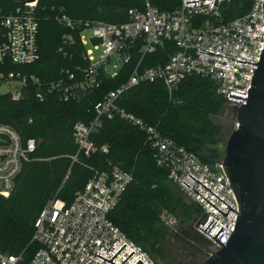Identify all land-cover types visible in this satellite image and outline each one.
Listing matches in <instances>:
<instances>
[{
  "label": "built area",
  "instance_id": "2783aa9c",
  "mask_svg": "<svg viewBox=\"0 0 264 264\" xmlns=\"http://www.w3.org/2000/svg\"><path fill=\"white\" fill-rule=\"evenodd\" d=\"M153 1L158 0H144L142 9H130L127 22L123 24L75 21L59 9L56 21L79 32L85 65L79 67L77 76L67 70L60 78L46 83L36 75L15 70L40 59L36 17L39 0L19 4L8 11L0 8V88L5 87L4 94H10L15 100L20 99L27 89L36 88L35 97L40 102L45 100L46 93L56 94L64 102L80 101L96 91L104 78L115 79L127 65H132L128 79L95 106L96 118L89 124L79 122L75 125L74 138L79 153L90 156L97 152L92 135L101 127L103 118L120 116L138 127L145 132L148 143L155 150L157 165L167 169L169 179L201 209L200 216L193 221L195 230L210 242L214 250H219L220 244L200 228L206 230L212 220L216 221L211 234L216 237L223 228L218 239L227 244L235 232L239 214L230 211L191 175L240 213L223 169V160L214 167L204 164L194 153L177 146L156 128L119 108L117 101L124 92L142 83L162 82L172 91L185 78L200 76L216 81L217 94L229 107L245 105L246 101L230 96L249 98L258 65L238 61L259 64L261 60L264 52V0H249V11L236 18H228L233 0H217L216 4L215 0L195 4L188 2L198 0H168L178 2L173 10H161L153 5ZM196 17L204 18L198 26H194ZM71 41V37H65V42ZM166 42L173 43L178 51L162 65L144 64V58L154 54ZM201 49L215 55L201 54ZM137 54L140 55L138 60L135 59ZM218 54L222 57L216 56ZM35 149V140L24 143L15 130L0 124V196H10L16 177ZM100 150L106 154L109 149L103 146ZM73 159L77 160L76 157ZM132 181V173L113 166L90 179L82 190L75 193L70 205L57 196L50 200L35 224L32 242L38 243L40 249L26 264H110L98 258V254L111 260L125 246L112 262L123 264L135 253L125 264H157L109 219ZM185 182L226 215L230 211L228 217ZM162 221L170 228L177 225L176 219L165 213ZM0 264H24V257L22 254L0 253Z\"/></svg>",
  "mask_w": 264,
  "mask_h": 264
},
{
  "label": "trees",
  "instance_id": "16d2710c",
  "mask_svg": "<svg viewBox=\"0 0 264 264\" xmlns=\"http://www.w3.org/2000/svg\"><path fill=\"white\" fill-rule=\"evenodd\" d=\"M250 3L233 0L228 18L246 14ZM18 5L15 0H0V8L5 11ZM153 5L173 10L178 2L158 0ZM143 7L144 0H39L36 17L40 59L15 70L36 75L45 83L60 78L67 70L78 75L79 67L85 65L84 48L78 31L56 21L59 9L75 21L123 24L130 9ZM203 20L196 17L194 26ZM68 36L71 42H65ZM177 51L173 43L166 42L154 54L147 55L144 64L162 65ZM139 57L137 54L135 59ZM131 69L132 65H127L119 77L104 78L96 91L80 101L64 102L58 95L46 93L45 100L40 102L35 97L36 88L27 89L18 100L10 94H0V124L15 130L24 143L29 140L36 143L35 151L15 179L10 196H0V253L22 254L24 264L29 262L40 249L32 240L35 224L46 204L57 196L70 205L75 193L90 179L113 166L132 173L133 181L109 219L151 256L157 253L164 235L158 226L165 211H178L187 219L201 212L197 205L187 204L175 192L174 187L178 186L169 179L168 170L157 165L156 152L145 132L120 116L102 119L101 127L92 135L97 152L90 156L79 153L75 125L93 121L95 106L128 79ZM224 104L217 94L216 81L200 76L185 78L172 91L162 82L142 83L124 92L117 101L119 108L156 128L162 136L211 167L224 156L225 149L218 146L221 127L214 122ZM103 146L108 147V153L101 152Z\"/></svg>",
  "mask_w": 264,
  "mask_h": 264
},
{
  "label": "water",
  "instance_id": "95a60500",
  "mask_svg": "<svg viewBox=\"0 0 264 264\" xmlns=\"http://www.w3.org/2000/svg\"><path fill=\"white\" fill-rule=\"evenodd\" d=\"M15 1L18 4H26L33 3L36 0ZM203 1L207 0L192 1L188 2V4H195ZM216 1L217 0H215V4ZM200 53L209 56L215 55L214 52L203 49H201ZM216 56L222 57V55L219 54ZM238 62H240V64L258 65L257 70L255 69L249 98L232 94L230 96L235 99L246 101L245 105L232 107L237 126L227 141L223 156V169L235 193L240 213L191 175L193 179L226 204L230 208V211L239 214L235 232L232 234L227 244H224L218 239L224 230L223 228H221L216 237L211 234L217 225L216 221L212 220L206 230L201 227L200 229L203 232L217 241L221 246L219 250H214V248H212L210 251L212 255L207 256L174 231L176 235L207 256L202 264H264V52L262 53L259 64L249 61ZM185 184L187 183L185 182ZM187 185L192 188L189 184ZM192 189L197 192L194 188ZM197 193L202 196L199 192ZM202 197L228 217L230 211L228 215H226L208 199L204 196ZM198 236L200 240L189 238V241L199 245L203 242L210 244L203 236L200 234H198ZM126 247L127 246L119 251L111 260L99 254L97 257L110 264H115L112 261ZM134 254L135 253L123 264ZM139 264L143 263L140 262Z\"/></svg>",
  "mask_w": 264,
  "mask_h": 264
},
{
  "label": "rangeland",
  "instance_id": "374dc122",
  "mask_svg": "<svg viewBox=\"0 0 264 264\" xmlns=\"http://www.w3.org/2000/svg\"><path fill=\"white\" fill-rule=\"evenodd\" d=\"M5 91H6L5 87L0 88V94H4ZM214 122L221 127L219 131V145H218L219 149H225L230 135L236 129L237 122L234 117V111L228 105L224 104L220 114L214 118ZM174 190L175 192L179 193V196H181L187 204L192 205L191 201L178 189V187H174ZM164 213L166 214V216L174 217L177 221V225L180 222H182L185 228L193 224L196 215L200 216L201 214V212L194 213L193 218L187 219L178 211L167 210ZM161 221H162V217H161ZM176 227L175 228L167 227L163 221L161 222V224H159L158 229L161 232H163L164 235L163 237H161V242L158 247L159 249H157V253L152 254V257L155 259L157 264H172L170 259H173L172 258L174 251L173 247H178L179 249H181L179 242H177V240H175L172 236L174 231H176ZM180 254L181 256L184 257L182 249L180 251Z\"/></svg>",
  "mask_w": 264,
  "mask_h": 264
},
{
  "label": "flooded vegetation",
  "instance_id": "af4514ba",
  "mask_svg": "<svg viewBox=\"0 0 264 264\" xmlns=\"http://www.w3.org/2000/svg\"><path fill=\"white\" fill-rule=\"evenodd\" d=\"M175 233H177L179 236H181L186 241H188L193 246H195L200 251H202L207 256H209V252L213 248L212 245H210L207 242H203L199 245L197 243H193L189 241V238H196L197 240H200L198 236V232L195 230L193 224L185 228L184 224L180 222L176 227ZM175 233H173L172 236L175 240H177V242H179L181 249L183 251L184 257L181 256L180 254L181 249H179L178 247H173L174 248L173 256H172L173 259H170L172 264H201L207 258L206 255L201 253L199 250L194 248L192 245L187 243L185 240L180 238Z\"/></svg>",
  "mask_w": 264,
  "mask_h": 264
}]
</instances>
